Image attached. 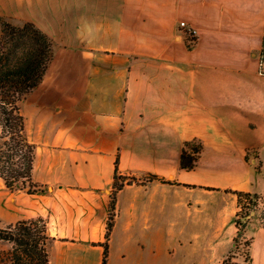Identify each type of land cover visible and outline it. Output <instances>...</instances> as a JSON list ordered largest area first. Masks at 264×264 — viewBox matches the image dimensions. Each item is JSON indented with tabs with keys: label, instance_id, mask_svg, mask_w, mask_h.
Segmentation results:
<instances>
[{
	"label": "crops",
	"instance_id": "crops-1",
	"mask_svg": "<svg viewBox=\"0 0 264 264\" xmlns=\"http://www.w3.org/2000/svg\"><path fill=\"white\" fill-rule=\"evenodd\" d=\"M1 16L35 22L54 56L21 102L44 190L0 177V227L43 217L50 264H102L119 156L124 175L180 184L118 191L107 264H222L238 211L225 189L264 195V0H0ZM245 235L248 264H264L260 213Z\"/></svg>",
	"mask_w": 264,
	"mask_h": 264
},
{
	"label": "trees",
	"instance_id": "trees-1",
	"mask_svg": "<svg viewBox=\"0 0 264 264\" xmlns=\"http://www.w3.org/2000/svg\"><path fill=\"white\" fill-rule=\"evenodd\" d=\"M2 32L0 34V177L11 191L26 190L33 194L44 190V186L33 180L36 144L32 142L26 131V118L22 112L21 102L44 78L54 56L52 38L35 22L26 21L15 24L5 17H0ZM202 142L193 139L184 143L181 153V167L192 170L202 155ZM248 158V157H247ZM159 180L163 183L180 182L159 176L147 174L143 179L120 173L119 156L115 162V176L110 203V213L104 256L102 264H107L109 256V239L116 217L117 193L126 183ZM187 186H192L186 184ZM207 189L220 188L207 186ZM238 199L236 213L237 235L234 238V249L240 246L250 217L244 210L251 203L264 201V195L247 190L225 189ZM52 237L48 234L47 222L43 217L19 220L6 227H0V241L12 244L9 250L0 251V262L3 264H50L48 244ZM253 239L248 238L246 245L250 251ZM232 254H228L222 264H229ZM251 261L248 252L245 263Z\"/></svg>",
	"mask_w": 264,
	"mask_h": 264
},
{
	"label": "rangeland",
	"instance_id": "rangeland-1",
	"mask_svg": "<svg viewBox=\"0 0 264 264\" xmlns=\"http://www.w3.org/2000/svg\"><path fill=\"white\" fill-rule=\"evenodd\" d=\"M143 177H146V175H144ZM244 211L249 212V215L245 214V216L242 217V221L246 220L248 216L251 219L255 213H260L262 215L263 222H264V201L263 200H259L257 204H254V201H253V203L249 205V208L245 209ZM208 235L210 239V231L209 233H207V236ZM247 240H248V237H246L245 232H244L243 236L240 238L239 248L238 249L233 248V250L230 252L232 254V257H231V261L229 262V264H246L245 258L248 252H250L248 249V246L246 245ZM5 242H8V241H5ZM0 251H4V250L1 249ZM0 264H3V263L0 262Z\"/></svg>",
	"mask_w": 264,
	"mask_h": 264
},
{
	"label": "built area",
	"instance_id": "built-area-1",
	"mask_svg": "<svg viewBox=\"0 0 264 264\" xmlns=\"http://www.w3.org/2000/svg\"><path fill=\"white\" fill-rule=\"evenodd\" d=\"M181 25L182 26H186V23L185 22H181ZM192 33H193V31L189 28L188 34L191 36L190 39H189L190 45H192L195 42V39L192 38Z\"/></svg>",
	"mask_w": 264,
	"mask_h": 264
}]
</instances>
